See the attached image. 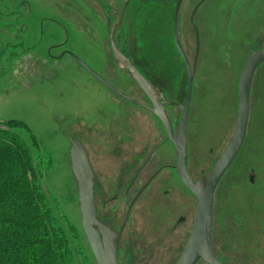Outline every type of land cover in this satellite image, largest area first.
<instances>
[{"label": "rangeland", "instance_id": "1", "mask_svg": "<svg viewBox=\"0 0 264 264\" xmlns=\"http://www.w3.org/2000/svg\"><path fill=\"white\" fill-rule=\"evenodd\" d=\"M104 1L113 3L114 23L123 0H0V123L22 120L38 138L46 165L42 185L70 232L74 264L96 260L81 224L71 139L88 150L100 186L99 216L115 229L123 220L128 184L153 149L158 148L134 188L156 167L174 163L176 153L157 118L74 57L123 93L146 101L131 72L115 62ZM176 2L131 0L117 43L170 100L183 103L187 73L174 43ZM180 32L194 71L187 133L196 181L212 169L235 131L241 70L250 53L264 47V0H184ZM168 110L179 123L180 106ZM168 173L173 174L162 171L134 204L119 244L121 263L174 264L182 253L196 200L180 181L161 182ZM165 188L174 195H163ZM180 214L186 224H177ZM213 218V251L222 262L264 264V63L252 83L247 137L216 190Z\"/></svg>", "mask_w": 264, "mask_h": 264}, {"label": "water", "instance_id": "2", "mask_svg": "<svg viewBox=\"0 0 264 264\" xmlns=\"http://www.w3.org/2000/svg\"><path fill=\"white\" fill-rule=\"evenodd\" d=\"M129 1L130 0H125V4H128ZM182 2L183 0H178L175 6L174 33L177 48L183 57L186 67L187 92L185 102L181 106L182 111L177 135L173 132L172 123L165 110L161 108L156 101L155 90L151 88L148 80L143 76L131 59L123 55L117 47L115 34L121 20L123 19L125 10H123L117 23L111 30L110 40L113 56L117 63H122L125 67H127V69L131 72V78L135 80L149 95L154 107H149L141 101L123 93L100 74L95 72L77 55H72L85 69L91 72L112 91L121 95L124 99L137 104L138 106H142L153 111L161 119L169 139L176 147L178 156V174L181 181L196 198V211L188 240L182 253L174 264H197L199 261H203L206 264H225L217 256H215L212 248L214 196L222 178L244 146L250 122L252 83L257 69L264 63V47L252 51L241 70L238 81L237 120L235 131L231 140L212 169L203 177L194 181L189 175L187 166V127L189 120V107L193 92L194 71L181 47L179 39L178 21L179 10ZM71 143L72 147L70 150V158L72 170L78 185L81 224L86 239L95 257L96 264H130L128 262H119L118 251L121 236L128 222L129 215L136 198L133 199L129 205H127L122 224L118 232L113 231L111 227L102 222L98 216L95 199L96 175L90 162L88 151L81 140L71 139Z\"/></svg>", "mask_w": 264, "mask_h": 264}, {"label": "trees", "instance_id": "3", "mask_svg": "<svg viewBox=\"0 0 264 264\" xmlns=\"http://www.w3.org/2000/svg\"><path fill=\"white\" fill-rule=\"evenodd\" d=\"M44 159L24 121L0 123V264H74L70 232L42 185Z\"/></svg>", "mask_w": 264, "mask_h": 264}, {"label": "flooded vegetation", "instance_id": "4", "mask_svg": "<svg viewBox=\"0 0 264 264\" xmlns=\"http://www.w3.org/2000/svg\"><path fill=\"white\" fill-rule=\"evenodd\" d=\"M124 1V4H123V6H122V9H121V11H120V14H119V16H118V18H117V20H115L114 21V23H113V20H112V18H111V16H112V14H110V12L113 10L112 8H113V3L112 2H110V1H104L105 3V5H106V7H107V10H106V18H107V24H108V26H107V28L109 29V38H110V34H111V30H112V28L114 27V25L117 23V21H118V19H119V17H120V15L122 14V12H123V10H125V12H124V16H123V19L121 20V22H120V24H119V26H118V28H117V31H116V34H115V39H116V44H117V47H118V49L121 51V53L123 54V55H125L126 56V54H125V52L124 51H122L121 50V48H120V46L118 45V43H117V34H118V32L121 30V28H122V26H123V23H124V18H125V16H126V11H127V9H128V6H129V3H130V1H129V3L128 4H125V0H123ZM178 1V0H177ZM183 2H184V0H183ZM183 2H182V4H181V7H180V10H179V21H178V26H179V32H180V13H181V8H182V5H183ZM177 3V2H176ZM175 6H176V4H175ZM175 6H174V16H175ZM199 6V5H198ZM198 6H196L195 8H194V10H193V12H192V14H194L195 15V13H196V11H197V9H198ZM82 32L84 33V30L82 29ZM41 36H43L44 35V30H43V34H40ZM173 35H174V43H175V46H176V48H177V45H176V42H175V33H174V18H173ZM180 37H181V32H180ZM180 39V38H179ZM180 43H181V39H180ZM110 44H111V40H110ZM181 47H182V49H183V51H184V48H183V44L181 43ZM111 48H112V45H111ZM177 50H178V48H177ZM179 51V50H178ZM180 52V51H179ZM113 53V52H112ZM72 54H74V53H72ZM71 54V55H72ZM180 54V53H179ZM181 56V55H180ZM114 57V56H113ZM128 57V56H127ZM183 59V58H182ZM116 62V61H115ZM116 64L117 65H119V64H122V63H117L116 62ZM185 64V63H184ZM191 64V63H190ZM123 65V64H122ZM139 69V68H138ZM140 70V69H139ZM140 72L143 74V76L148 80V82L150 83V85H151V88L153 89V90H155V98H156V101H157V103H158V105L159 106H161V108H163L164 110H165V112H166V114H167V116L169 117V120L171 121V123H172V126H173V132L175 133V135H177V133H178V127H179V123H175L174 121H173V119L171 118V115H170V111L168 110V107H177V106H180V108H181V106L184 104V102H185V99H186V97H185V99H184V101H183V103H179L177 100H170V97L169 96H167L163 91H162V89L160 88V86H159V84L158 83H156V82H154L153 80H152V78L150 77V75H148V74H146L143 70H142V68H141V70H140ZM142 89V88H141ZM142 91L144 92V94H145V97H146V101H142V100H139V101H141L142 103H144L145 105H147V106H149V107H154V105H153V102L151 101V99H150V97H149V95L142 89ZM132 97V96H131ZM134 98V97H133ZM136 99V98H135ZM138 100V99H137ZM128 101V100H127ZM128 102H130V101H128ZM130 103H132V102H130ZM133 105H136L137 106V104H135V103H132ZM191 105V104H190ZM140 108H142V109H144L145 111H147V112H149L151 115H153L155 118H157L159 121H160V124L162 125V128H163V130H164V133H165V137H166V140L168 141V143H170L171 145H172V147H174L173 149H175V151H176V147H175V145L173 144V142L169 139V137L167 136V134H166V131H165V128H164V125H163V123H162V121H161V119L153 112V111H151L150 109H148V108H145V107H142V106H139ZM182 111V110H181ZM180 121V120H179ZM83 143V142H82ZM85 146V145H84ZM158 148L156 147V148H154L153 149V152H152V154H150V156L147 158V160L139 167V169L136 171V173L134 174V176L132 177V179H131V181L129 182V184H128V187H127V189H126V191H125V194H124V196H125V198H126V202H127V204H126V207H127V205H129L131 202H132V200L133 199H135L136 198V200H135V202H134V204L136 203V201L140 198V196L141 195H143L146 191H147V189H149L152 185H153V183L154 182H156V180H157V177L158 176H160L161 174V172L162 171H164L165 169H169V171H172L173 172V174H171V173H168V174H166V176H168V177H162V179L160 180L161 182H163V181H165V184L166 185H173L174 183H177L178 184V181H180L181 182V184L184 186V188L185 189H187L188 190V188L185 186V184L181 181V179H180V177H179V174H178V169H177V163H178V156H177V151H176V153H175V159H174V163H164V164H162V165H160V166H158V167H156V169H154V171L151 173V175L148 177V178H146L145 179V181H144V183L141 185V186H139V187H136V188H134V185L140 180V178H141V174L145 171V170H147L146 168H147V166L150 164V161H151V157H152V155L155 153V151L157 150ZM187 150H188V133H187ZM88 151V150H87ZM89 154V153H88ZM167 155H169V154H167ZM89 158H90V156H89ZM91 162V161H90ZM187 162H188V159H187ZM187 166H188V172H189V175H190V177L192 178V176H191V174H190V171H189V162L187 163ZM94 171H95V169H94ZM175 172H176V175H175ZM95 175H96V186H95V199H96V206H97V212H98V216H99V207H98V205H97V193H98V191H99V184H98V181H97V172L95 171ZM159 178V177H158ZM193 179V178H192ZM194 180V179H193ZM159 181V182H160ZM195 181V180H194ZM155 186V185H154ZM134 189V192H136L135 193V195H134V197H133V199L130 201V202H128L129 201V197H130V192L132 191ZM189 191V190H188ZM173 190L172 189H170V188H165V189H163L162 190V194L163 195H165V196H170V195H174L173 193ZM190 192V191H189ZM191 193V192H190ZM192 194V193H191ZM193 195V194H192ZM194 196V195H193ZM116 198V196H114L112 199H115ZM107 201H104L103 203H106ZM134 204H133V206H134ZM133 208V207H132ZM125 210H126V208H125ZM132 210V209H131ZM125 213V212H124ZM131 213V212H130ZM194 214V213H193ZM130 216V215H129ZM124 217V216H123ZM193 217H194V215H193ZM99 219L101 220V218H100V216H99ZM102 222H104V223H106L109 227H111V229L113 230V231H115V232H118L119 231V229H120V227L118 228V229H115L112 225H110V224H108L107 222H105V221H103V220H101ZM187 221V216L185 215V214H180V215H178V217H177V224H184L185 222ZM122 224V223H121ZM186 224V223H185ZM192 224H193V221H192ZM192 224H191V227H190V231H191V228H192ZM123 235V234H122ZM189 235H190V232H189ZM189 235H188V237H189ZM122 237V236H121ZM212 238H213V236H212ZM188 240V239H187ZM120 241H121V239H120ZM120 244V243H119ZM185 247V246H184ZM119 248H120V245H119ZM212 248H213V245H212ZM214 252V251H213ZM215 254V253H214ZM216 256V255H215ZM118 257H119V260H120V250L118 251ZM125 262V261H124ZM257 262L258 261H256L255 263L257 264ZM223 263H225V262H223ZM226 264V263H225Z\"/></svg>", "mask_w": 264, "mask_h": 264}, {"label": "bare ground", "instance_id": "5", "mask_svg": "<svg viewBox=\"0 0 264 264\" xmlns=\"http://www.w3.org/2000/svg\"><path fill=\"white\" fill-rule=\"evenodd\" d=\"M178 31H179V26H178ZM179 38H180V32H179ZM180 53V52H179ZM184 53H185V51H184ZM186 54V53H185ZM181 55V54H180ZM187 56V55H186ZM183 58V57H182ZM187 59H188V57H187ZM189 60V59H188ZM192 67V66H191ZM192 69H193V67H192ZM121 91V90H120ZM117 94V93H116ZM119 95V94H118ZM119 96H121V95H119ZM122 97V96H121ZM131 102V101H130ZM190 108V107H189ZM188 119H189V115H188ZM168 136V135H167ZM239 155V154H238ZM238 157V156H237ZM236 160V159H235ZM188 163V162H187ZM234 163V162H233ZM231 167V166H230ZM195 197V196H194ZM214 199H215V196H214ZM195 200H196V198H195ZM195 211H196V206H195ZM195 211H194V216H195ZM193 220H194V217H193ZM200 262V261H199ZM198 262V263H199ZM197 263V264H198Z\"/></svg>", "mask_w": 264, "mask_h": 264}]
</instances>
